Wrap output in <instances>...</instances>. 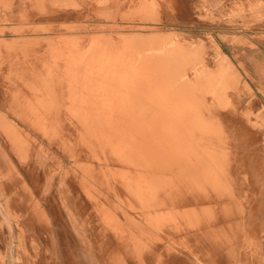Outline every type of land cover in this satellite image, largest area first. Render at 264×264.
Instances as JSON below:
<instances>
[{
    "label": "rangeland",
    "instance_id": "rangeland-1",
    "mask_svg": "<svg viewBox=\"0 0 264 264\" xmlns=\"http://www.w3.org/2000/svg\"><path fill=\"white\" fill-rule=\"evenodd\" d=\"M37 1L84 24L13 29L0 0V264H264V0H98L95 19L79 0ZM219 51L230 65L217 69ZM140 61L114 99L129 105L105 108L120 85L103 71ZM109 110L127 115H97Z\"/></svg>",
    "mask_w": 264,
    "mask_h": 264
},
{
    "label": "bare ground",
    "instance_id": "bare-ground-1",
    "mask_svg": "<svg viewBox=\"0 0 264 264\" xmlns=\"http://www.w3.org/2000/svg\"><path fill=\"white\" fill-rule=\"evenodd\" d=\"M153 2V1H152ZM39 3H40V1H39ZM148 3V2H147ZM155 3V2H154ZM149 4V7H150V3H148ZM144 6H146V5H144ZM141 7V6H140ZM139 7V8H140ZM149 7H146V8H149ZM159 8V7H158ZM128 9V8H127ZM144 9V8H143ZM153 9V8H152ZM134 10V9H133ZM140 10V9H139ZM148 10V9H147ZM154 10V9H153ZM130 12H131V10H130ZM133 12V11H132ZM138 12V11H137ZM136 12V13H137ZM140 12L142 13V11L140 10ZM146 12V11H145ZM148 12H149V10H148ZM144 13V12H143ZM152 13H156V12H152ZM130 14V13H129ZM139 14V13H138ZM146 14V13H145ZM159 14V12L157 13V16H159L158 15ZM127 15V14H126ZM147 15V14H146ZM142 16V15H141ZM102 17V16H101ZM106 17V16H105ZM105 17H103V18H105ZM107 17H108V15H107ZM110 17V16H109ZM108 17V18H109ZM146 17V16H145ZM132 19V18H131ZM139 19V18H138ZM141 19H142V17H141ZM140 20V19H139ZM45 32H47V31H45ZM60 34V33H59ZM153 35V34H152ZM82 36V35H81ZM96 36V35H95ZM140 36V35H139ZM138 36V37H139ZM155 36V35H154ZM93 37V36H92ZM143 37V36H142ZM146 37V36H145ZM157 37V36H156ZM79 38V37H78ZM77 38V39H78ZM80 39V38H79ZM132 39V38H131ZM139 39V38H138ZM141 39V38H140ZM144 39V38H143ZM149 39V38H148ZM151 39H154L153 37L151 38ZM74 40V39H73ZM96 40V39H95ZM145 40V39H144ZM142 41V43L143 42H145V41ZM158 40V39H157ZM134 41H135V38H134ZM133 41V42H134ZM146 41L148 42H150V41H152V40H147L146 39ZM156 41V40H155ZM155 41H153L154 43H155ZM93 42H94V40H93ZM96 42H97V40H96ZM136 42V41H135ZM135 42L133 43L134 45H136L137 46V44H135ZM35 43V42H34ZM33 43V44H34ZM50 43V42H49ZM48 43V44H49ZM156 43H157V41H156ZM160 43V42H159ZM159 43H157V45H159ZM169 43V42H168ZM123 44V43H122ZM146 44H149V43H145L144 45H146ZM90 45V44H89ZM95 45V44H94ZM124 45H125V43H124ZM126 45H128V44H126ZM141 45V44H140ZM164 45V44H163ZM90 47V46H89ZM93 47V46H92ZM128 47V46H127ZM127 47H125V49L127 48ZM137 47H139L140 48V50H141V48H144L143 47V45H142V47H140V46H137ZM146 47H148V46H146ZM160 47V46H159ZM88 48V47H87ZM153 48V47H152ZM161 48L163 49V47L161 46ZM78 49V48H77ZM125 49H124V51H125ZM155 49V48H154ZM157 49V48H156ZM118 50V49H117ZM127 50H128V48H127ZM129 50H130V48H129ZM128 50V51H129ZM133 50V49H132ZM119 51V50H118ZM117 51V52H118ZM121 51V50H120ZM147 51V50H146ZM145 51V52H146ZM156 51V50H155ZM116 52V53H117ZM79 53V52H78ZM77 53V54H78ZM87 53V52H86ZM85 53V54H86ZM113 53V52H112ZM131 53V52H130ZM214 53V52H213ZM55 55H57V54H55ZM55 55H53L54 57H55ZM80 55H83V53L82 54H80ZM107 55H108V53H107ZM111 55V54H110ZM116 55V54H115ZM129 55V54H128ZM175 55V54H174ZM173 55V56H174ZM60 56V55H59ZM78 56V55H77ZM114 56V55H113ZM164 56V55H163ZM171 56V55H170ZM116 57V56H115ZM129 57V56H128ZM128 57H126V58H128ZM143 58H142V60H146V61H148L149 59H155V60H149V61H162L163 60V58L164 57H162V55H161V52L159 53V52H155V53H153V52H148V53H146L145 55H143L142 56ZM57 58V57H56ZM60 58V57H59ZM83 58V57H82ZM81 57H80V59H82ZM105 58V57H104ZM109 58H111V56L109 57ZM125 58V59H126ZM178 58V57H177ZM165 59H166V57L164 58V61H165ZM116 60V59H115ZM123 60V59H122ZM127 60H129V59H127ZM173 60V59H172ZM105 61V60H104ZM108 61H109V59H108ZM107 61V62H108ZM111 61V60H110ZM166 61H168V59L166 60ZM170 61V60H169ZM119 62V61H118ZM126 62V61H125ZM128 63L126 64V65H128L129 64V61H127ZM142 64H140L138 67H134V69L133 70H131L130 68V70L131 71H119V69L118 70H116L115 69V67H117V66H120V69L122 70V68H121V65L120 64H115V62L112 64V62L110 63V65H109V63H108V67H109V69H104L105 71H103V74H104V72H106V75H109V76H111V78H112V80H113V78H114V80L113 81H107V82H104V83H108V82H111L112 84L113 83H118L119 85H120V87L117 89L116 88V90L117 91H119L120 93L118 94V98H112V96L110 97L109 95H110V92H107L106 93V97H105V95H103L102 96V98H103V100L106 98L107 100L104 102V104L105 105H103L105 108H108V109H110V110H112V111H114V110H116V109H124V108H126V106L127 105H129V103H127V102H124L123 100H122V102H118V101H115L114 99H124L126 96H125V94H123V92H125L126 93V91H123V89H125L124 87L126 86V88H128L127 87V83H129V82H131V81H133V79H130V78H134V76H136L137 77V75H140V73L139 72H141L140 70H142V67L144 66V63H145V61H140ZM171 62V61H170ZM230 63V59H229V56H227L226 55V53H222L221 51H219L218 52V58H217V60H216V66H217V69H220L221 67H223V66H226V65H230L229 64ZM105 64L106 63H103V65H101V67H104L105 66ZM165 64V63H164ZM168 64V63H167ZM173 64H175V63H173ZM172 64V65H173ZM161 65V64H160ZM129 66V65H128ZM169 66H171V65H169ZM108 67H106V68H108ZM126 67V66H125ZM158 67H159V65H158ZM172 67V66H171ZM167 68V67H166ZM179 68V67H178ZM103 69V68H102ZM101 69V70H102ZM126 69H128V68H126ZM162 69V68H161ZM176 69V68H175ZM125 70V69H124ZM160 70V69H159ZM163 70H164V67H163ZM171 70V69H170ZM160 71H162V70H160ZM178 71V70H177ZM147 72H149V71H147ZM174 72H175V70H174ZM174 72H173V74H174ZM203 72V71H202ZM122 73V74H121ZM162 73V72H161ZM165 73V72H164ZM170 73H171V71H170ZM176 73V72H175ZM204 73V72H203ZM65 74V73H64ZM166 74V73H165ZM164 74V75H165ZM172 74V75H173ZM165 77V76H164ZM174 77V76H173ZM93 78H94V76H93ZM107 78V77H106ZM142 78V77H141ZM145 77H143V79L142 80H140V82H145V81H148V80H146V79H144ZM97 79H99V78H97ZM109 79V78H108ZM107 79V80H108ZM181 79V78H180ZM100 80V79H99ZM173 80H175V78H173ZM186 80V79H185ZM98 81V80H97ZM135 81V80H134ZM46 83V82H45ZM111 83H108V84H111ZM134 83V82H133ZM148 83V82H147ZM107 84V85H108ZM111 84V85H112ZM227 84V83H226ZM45 85V84H44ZM141 85V84H140ZM143 85V84H142ZM223 85H225L224 83H223ZM114 86V84L111 86V87H113ZM146 86V85H145ZM176 86V85H175ZM109 87H110V85H109ZM116 86H114V88H115ZM139 88H141L140 86H138ZM144 87V86H143ZM219 87V86H218ZM227 86H225V88H226ZM98 88V87H97ZM102 88H104V87H102ZM223 88V87H222ZM220 89V88H219ZM49 90V89H48ZM111 90H112V88H111ZM132 89H130V91H131ZM145 92L149 95V94H152L153 96H155V97H153L152 98V100L153 101H156L157 100V97H158V92H159V90L157 89H153L152 87H147V89L145 88ZM221 90V89H220ZM52 91V90H51ZM88 91V90H87ZM222 91H224V88H223V90ZM49 92V91H48ZM53 92V91H52ZM162 92V94H164L165 96L164 97H161V99L159 98L158 99V105H159V107L161 108V110H163L164 112L166 111V113H171L172 111H171V109L173 108V105L170 103L171 101H170V99L168 98V95H167V91H165V90H163V91H161ZM211 92H213V91H211ZM54 93V92H53ZM52 93V94H53ZM134 94V93H133ZM136 94H138V93H136ZM54 95V94H53ZM91 95V94H90ZM145 95V94H144ZM143 96V95H142ZM212 96H213V94H212ZM54 97H56V96H54ZM108 97H110L109 98V100H108ZM134 97H135V95H134ZM140 97H141V94H140ZM150 97V96H149ZM148 97V98H149ZM152 97V96H151ZM142 98V97H141ZM54 99V98H53ZM56 99V98H55ZM140 99V98H139ZM143 99V98H142ZM138 101V100H137ZM146 101V100H145ZM54 102H56V101H54ZM157 102V101H156ZM38 103H39V101H38ZM98 103V102H97ZM99 104V103H98ZM97 104V105H98ZM146 104V103H145ZM87 108H88V106H87ZM171 108V109H170ZM104 109V108H103ZM110 110L108 111V112H101V113H94L93 115H98V116H100V117H102V116H104L105 118H106V116L108 115V118H110V117H112V115H118V117H121L120 115H122V117H121V121H122V119H125V115H127L125 112H123L122 114H116V113H111L110 112ZM103 113V114H102ZM150 113V112H149ZM165 113V114H166ZM156 115V113L154 112V113H152V115H151V118L153 119L154 118V116ZM175 115V114H174ZM173 115V116H174ZM97 116V117H98ZM172 116V115H171ZM171 117V118H175V117ZM156 117V116H155ZM127 118V117H126ZM92 119H94V118H92ZM95 120V119H94ZM113 120V119H112ZM129 121V120H128ZM105 122H106V124L108 123V125H109V122H108V120L106 119H96L93 123H95V125L96 124H99V125H106L105 124ZM178 121H176V123H177ZM120 124H122V123H120ZM178 124V123H177ZM94 125V126H95ZM105 127V126H104ZM97 128V127H96ZM106 130V129H105ZM134 130V129H133ZM206 130V127H203V131H205ZM98 131V130H97ZM98 133V132H97ZM108 133H109V131H108ZM97 136H99V135H97ZM100 138V137H99ZM99 141H101V140H99ZM101 146H102V144H101ZM154 146H156V145H154ZM156 147H158V146H156ZM102 148H103V146H102ZM102 148H101V150H102ZM170 151H172V149L171 148H169V150L167 151V152H170ZM166 152V153H167ZM149 154L150 155H152V156H156L157 154H159L157 151H150L149 152ZM151 158V157H150ZM166 162H171V161H166ZM188 165H190V164H188ZM164 166V165H163ZM191 166V165H190ZM194 166H191V167H188L187 168V170H190L191 168H193ZM192 171V170H191ZM155 175V174H154ZM157 175V174H156ZM184 175H185V172H184ZM186 176H188V174L186 175ZM155 178H157L156 176H155ZM162 179H163V177H162ZM161 179V180H162ZM164 180V179H163ZM131 192H134L135 193V196L137 197V199L139 200V201H144V193H142V191L140 190V191H134V190H131ZM93 193V192H92ZM95 196H97V195H95ZM157 216H160V217H166L167 216V214L166 213H162V214H157ZM190 217H191V215H189ZM150 217V215L148 216V218ZM192 218V217H191ZM193 220V219H192ZM112 224V223H111ZM112 226H113V224H112ZM7 232H8V230H7Z\"/></svg>",
    "mask_w": 264,
    "mask_h": 264
},
{
    "label": "crops",
    "instance_id": "crops-1",
    "mask_svg": "<svg viewBox=\"0 0 264 264\" xmlns=\"http://www.w3.org/2000/svg\"><path fill=\"white\" fill-rule=\"evenodd\" d=\"M98 0H96V3L94 5V1H83V0H79V3H85L89 5V9L88 10H84V13L86 12L87 14H89V17L91 19H95L96 17L99 18V12L101 8H99L98 5ZM155 1V0H154ZM37 4L40 6L41 11H39L40 9L36 10L35 13V0H23L22 2H16L13 0V29L14 28H19V27H23V26H29L32 25L34 27H37L39 29H42V32L37 33L36 35H46L45 32H43L44 29H49V28H61V26H71V25H81L84 24L80 21L82 20V17L78 18L77 15V10H71V9H65L64 7L60 8V6H54L52 5L49 1L46 2H38ZM50 5H52V13L50 11ZM127 6V8H125ZM117 5L111 4L109 5V8L113 9V10H117ZM54 8V9H53ZM137 8V5L132 6L130 5V3H126L124 5V7H120V11H122L123 13H126L128 11H130L131 9ZM119 9V7H118ZM130 9V10H129ZM80 14V13H78ZM52 16V17H50ZM52 18V19H51ZM117 20V19H116ZM96 23H108V22H102L103 20H95ZM100 21V22H99ZM90 23H93V20H90ZM118 23H123V25H127V21H123L120 18H118ZM125 23V24H124ZM99 31L101 30H94L93 35H98V34H103V32L99 33ZM113 31V30H111ZM27 32V29H26ZM106 34H110V30L106 29L105 30ZM15 34V36H19L22 34H26V33H20V32H13V35ZM252 62L255 65V69L257 72V76L261 77V79H264V59H261L260 57H253L252 58ZM139 122V120L137 121ZM128 124H134V123H128ZM138 146V145H137ZM140 146H147L146 144L143 145H139ZM158 157V156H155ZM159 161H156V163Z\"/></svg>",
    "mask_w": 264,
    "mask_h": 264
}]
</instances>
